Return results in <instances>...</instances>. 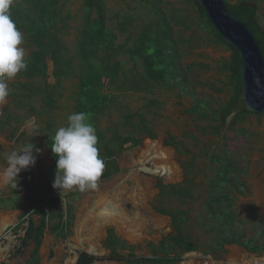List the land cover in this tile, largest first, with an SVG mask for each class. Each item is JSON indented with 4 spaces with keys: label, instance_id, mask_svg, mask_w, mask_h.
I'll return each mask as SVG.
<instances>
[{
    "label": "trees",
    "instance_id": "16d2710c",
    "mask_svg": "<svg viewBox=\"0 0 264 264\" xmlns=\"http://www.w3.org/2000/svg\"><path fill=\"white\" fill-rule=\"evenodd\" d=\"M68 0H13L10 8L11 17L15 21L17 28L23 33L24 49L28 67L26 71L17 74L16 83L10 85V94L6 98L9 105L0 114V134L7 132L9 140L14 139V133L18 128L13 123H18L19 115H15L11 110L20 112L30 110L31 116H49L56 108L57 100L62 96L63 82L70 77H74V70L77 72L78 81L77 92L73 106L74 112H85L89 115V122L94 126L99 117L109 109L115 96L104 93L107 88L115 91H141L145 90V84L160 85L165 90L178 89V96L186 95L192 100L191 108L186 112L190 116H195L207 124L205 127H198V136L212 135L222 139L221 132L225 125V118L234 107L240 92V81L237 74L238 58L231 48L226 46L218 37L212 25L207 21L206 14L198 8L196 0H188L195 8L196 26L201 32L196 35L197 30H193L186 38L183 34L175 32V28L180 27L185 32L189 27L184 21L176 20L173 15H166L162 6V0H145L146 6L151 10L154 21L146 23L143 29L135 37H130L122 45H115L116 35L106 28L105 8L103 0H81L84 15L82 17V27L78 31L75 43V54L69 55L62 42V34L69 29V21L72 16L68 10L64 9V2ZM264 0H238L233 6L225 4L231 11L237 14L258 43L264 55V31L259 25V6ZM92 12L94 15H92ZM126 31L124 24L119 27V32ZM131 40V45L127 42ZM224 47L230 52L227 60L218 66V72L227 74V84L229 87V97L216 105L213 109L208 106L207 101L197 99L196 87H204V83L196 81L195 72H191L195 64L183 67L180 63L185 49L191 52L202 46ZM120 54H128L131 59L141 62L143 77L136 73L126 74L121 63L115 61ZM114 58V60H113ZM76 59L77 63L73 64ZM47 60L52 63V77L54 83L47 82ZM207 66L200 67L207 70ZM199 69V70H200ZM104 80L107 84L104 85ZM40 83V84H38ZM210 90L221 93L220 89H215L208 84ZM39 97L40 103L36 108H32V99ZM38 110V113L36 112ZM139 117V124L134 131L137 136H117L113 134L109 140L104 136V132L96 130L98 137L97 147L99 155L105 162L102 176L99 180L109 179L118 172V167L113 160L116 154L122 153L125 149L138 146L141 139H155V135L146 130L145 119L142 114H132L127 116ZM250 117H255L258 121L260 117L252 113L242 111L232 120L228 131L234 127L245 123ZM47 119V118H46ZM10 130V132H9ZM57 129H53L50 120H46L44 128L40 129L44 147L51 154L50 166L44 174L42 184L46 194L43 195L33 205L32 214L38 216V221L33 222L29 212H23L18 218V224L9 228L16 232L19 226L26 223L24 235L20 239L17 252L32 244L29 259L31 264H41L38 250L41 245L42 236L46 229L57 236H66L71 219V211L68 209L62 212L58 206L62 204V199L57 196L52 183L55 178L56 157L51 152L53 137ZM245 134L244 130L238 131ZM25 136L21 133L14 144L27 145L29 142L38 147L36 140L32 136L19 140ZM186 136L196 145L199 137ZM130 144L129 147H125ZM162 144L173 148L178 156V164L182 170V181L178 185H163L160 181L155 184L158 190L157 201L161 205L168 196L181 201V204H188L191 196L198 191L199 185L195 183L199 174L203 175L201 192L203 215L197 214L190 217L188 210L171 209L168 207L153 206L154 212L167 216L170 219L172 234H169V243L164 240L158 247H150L152 258L124 257L120 250H130L131 248L113 235V230H107V237L103 245L109 251V261H121L125 264H177L181 262V256L190 252H196L199 245L195 244L191 238V224L198 228L199 233L208 236L205 244V255L218 259L219 253H225V247L235 245L248 253H264V224L255 223L250 225L252 218L245 217L239 219V215L233 210L236 200L234 193H238V188L244 189L245 183L241 181L243 167L236 162L233 154L229 151H221L219 147L214 149L204 147L199 157L204 159L203 167L197 165V155L192 154L182 140H175L171 137L162 141ZM182 156H189L187 162L181 161ZM0 157L3 152L0 151ZM6 165V163H5ZM203 172V173H202ZM19 178L26 185H33V171L29 168L19 174ZM10 196L3 197L0 192V210H15L21 205V197L18 188H10ZM73 195L69 193L68 196ZM67 196V197H68ZM256 220V219H255ZM49 224H51L49 226ZM253 226V235L249 236L247 229ZM161 257H157V253ZM94 257L80 252L74 264H92Z\"/></svg>",
    "mask_w": 264,
    "mask_h": 264
},
{
    "label": "rangeland",
    "instance_id": "374dc122",
    "mask_svg": "<svg viewBox=\"0 0 264 264\" xmlns=\"http://www.w3.org/2000/svg\"><path fill=\"white\" fill-rule=\"evenodd\" d=\"M226 1L229 6H233L238 0ZM103 2L106 28L116 35L115 45H122L130 37L137 36L146 23L153 22L155 19L151 10L146 6L145 0H103ZM162 6L168 17L173 15L179 21L187 19L186 25L189 30L184 32L182 28L177 27L174 29L176 33L183 34L188 38L191 31L197 30L196 35H201L196 26L195 8L188 0H162ZM64 9L69 11L72 20L69 21V29L62 34L61 38L69 55H74L76 38L83 23L84 12L81 0L65 1ZM258 13L259 25L264 31V1L261 2ZM92 15H94L93 12ZM121 24L126 27V31L123 33L119 32ZM127 45H131V40L127 42ZM182 51L184 55L180 60L181 65L187 67L192 63L195 64L191 72H195L196 81L204 83V87H196L195 89L198 94L197 99L207 101L208 106L214 109L218 103L225 101L230 94V89L226 86L227 74L217 71L219 64L229 58L230 52L224 47L210 45L198 47L191 52H186L185 49ZM27 52L28 50L25 49V54ZM115 61L121 63L126 74L136 73L138 76L143 77L141 62L131 59L128 54H120L115 58ZM75 63H77L76 59L73 61V64ZM202 66H207V70H201L200 67ZM47 67L46 79L48 83L52 84L54 83L52 77L53 66L49 60H47ZM74 73V77H70L63 82L62 96L57 100L56 108L49 116H39L38 114L31 116L30 110H21L20 112L11 110L15 115H19L18 123H13L18 128L14 133V139L9 140V138H6L7 132L0 134V151L3 152V157H0V169L6 167L7 155L12 151L18 152L23 147L20 142L18 145L14 144L15 139L21 133H24L25 136L19 140L32 136L38 147L42 149L40 155L37 156L35 166L31 167L33 185H26L19 178L17 188L21 197L20 207L15 210H0V230L3 227L2 225L6 227L3 232H0V264H31L29 254L33 248L32 244L21 249V252H17L20 239L24 235L26 223L21 224L16 232L8 229L18 224L17 218L23 212H29L33 222L38 221V216L32 214V209L35 202L46 194L44 188H42V180H44V174L50 165L51 159V154L44 147L39 130L44 128L47 119L50 120L53 129L66 126L67 117L73 113L75 93L77 92V72L74 70ZM7 83L10 89V85L16 83V78L7 81ZM106 84L105 81L104 85L106 86ZM208 84L213 85L215 89H220L221 93L210 90ZM107 92L115 96L114 101L94 125L96 129L104 132L107 140L113 134L136 137L137 134L134 129L139 124V117L127 118V116L134 113L143 115L146 121V130L154 134L155 139L143 137L138 146L131 148H128V145L125 146L128 149L113 157L118 172L114 173L109 179L98 181L97 188L100 189L110 183L120 184L123 188L117 196L113 194L114 188H110L109 196L110 199L114 198L116 200L118 207L128 219L129 226L108 223L102 227L101 231H98L97 255L93 256L94 261L92 264H125L121 261H109L107 259L109 251L105 249L103 243L109 229L113 230V235L116 238L131 248L130 250H120L121 255L124 257L131 255L138 258H152L153 254L150 247L157 248L161 241H169V234H174L170 228V219L154 212L153 206L188 210L190 217H195L197 214L203 215L201 210L203 199L201 192L204 190L201 186L202 174H199L195 180V183L199 185V189L191 196L188 204H181L180 200L171 195L161 205L157 201L158 190L154 186L158 181L165 186L178 185L182 181V170L178 164L177 154L173 148L162 144V141L169 137L182 140L191 153L197 155L198 167L204 165V159L199 157V153L204 147L211 150L219 147L221 151L231 152L236 162L243 167L241 181L245 183L244 189L238 188L239 192L233 194L236 198L233 210L239 215L240 220L244 216L252 218V221L249 222L250 225L255 223L264 224V116L260 117L259 121L255 117H250L245 123L237 125L231 131H228L230 125L228 127L224 126L221 132L222 139L212 135L198 136V127H205L208 123L197 119L195 116H190L186 112L191 108L192 100L184 94L178 96L179 92L176 88L165 90L160 85L148 82L145 84V90L141 91L121 92L109 91L105 88L104 93ZM39 103V97L33 98L32 108L37 109ZM8 105V100L0 104V114L3 108ZM36 112L38 113V110ZM240 130H244L245 134H239L238 131ZM184 135L187 137L197 135L199 142L195 145L190 138H184ZM150 143L156 144L159 151L166 154L165 159L156 158L151 160L149 156L150 161H147L144 147ZM188 158L189 156H182L180 160L187 162ZM155 163H157V166L165 164L164 166L168 168L172 178L168 179L161 175L147 174L141 170L142 167L153 169ZM132 179L139 183L141 181L149 183L150 194L144 196V198L142 196V200L144 199L142 206H139L133 197L134 193L139 194L138 192L141 189L139 190ZM10 190L9 186L0 184V192L3 197H9ZM92 191L93 189L79 191L74 188L60 196L59 191L54 190L57 196L62 199V204L58 206L60 211H67L69 204L71 211L70 225L66 236H57L50 232L49 228L46 229L38 250L41 264H74L80 252L91 251V247L86 240L95 234L97 229V225L95 227L93 223L88 222V216H90L88 212L92 207L91 201H96ZM69 193L73 195L68 196ZM254 229L253 226H249V229H247L249 236H255L253 235ZM190 230L192 241L199 245L198 250L183 254L181 256L182 261L177 264H264V253H248L235 245L226 246L225 253H219L218 259L214 260L211 256L203 253L206 249L205 244L208 241V236L199 233L198 228L193 224H191ZM161 256L162 254L158 252L157 257Z\"/></svg>",
    "mask_w": 264,
    "mask_h": 264
},
{
    "label": "clouds",
    "instance_id": "9594fccd",
    "mask_svg": "<svg viewBox=\"0 0 264 264\" xmlns=\"http://www.w3.org/2000/svg\"><path fill=\"white\" fill-rule=\"evenodd\" d=\"M12 4L13 0H0V104L10 94L7 81L28 67L22 46L23 33L11 17ZM97 143L96 130L85 112L70 114L66 126L56 130L51 145V152L57 158L52 188L58 190L60 196L74 188L85 191L97 187L105 167ZM41 151L29 142L20 151L7 155L6 167L0 169V184L16 190L19 174L35 166Z\"/></svg>",
    "mask_w": 264,
    "mask_h": 264
},
{
    "label": "water",
    "instance_id": "95a60500",
    "mask_svg": "<svg viewBox=\"0 0 264 264\" xmlns=\"http://www.w3.org/2000/svg\"><path fill=\"white\" fill-rule=\"evenodd\" d=\"M196 1L219 39L231 48L238 58L237 74L240 92L233 109L225 118L224 126L228 127L235 116L242 111L264 116V55L253 33L242 19L227 7L224 0ZM5 229L6 227L2 228L0 232ZM86 253L95 255L94 250Z\"/></svg>",
    "mask_w": 264,
    "mask_h": 264
},
{
    "label": "bare ground",
    "instance_id": "6f19581e",
    "mask_svg": "<svg viewBox=\"0 0 264 264\" xmlns=\"http://www.w3.org/2000/svg\"><path fill=\"white\" fill-rule=\"evenodd\" d=\"M144 150H145L144 153L147 154V161L148 162L150 161V158L152 160V159H156V158L157 159L158 158L159 159L160 158L165 159V157H166L165 153H162L159 151L156 144H151V143L146 144L144 147ZM154 154H155V156H153ZM149 156H150V158H149ZM164 165L157 166V163H155L153 169H147L146 167H142L141 170L147 174L161 175V176L167 177L168 179H171L172 177H171L170 171ZM133 181L138 186L139 190L141 189L140 192H138L139 194L134 193L133 197L135 198L136 202H138V205L142 206L144 204L143 203L144 199L142 200V196L144 198V196H147L150 194V190H149V186H148L149 183H147L146 181H141L140 183L136 182L135 180H133ZM110 188H114L113 194L116 196L118 193H121L123 190V188L120 186V184L116 185L115 183H110L108 185H104L101 189L96 187L92 191V193L95 195L94 199H96V201H93V202L91 201L92 207L90 208V211L88 212V215H90V216H88V222L93 223V225H95V227L97 225V227H96L97 229H96V233L91 235L86 240V242L90 245L91 250H94L95 255H97V250H96L97 245L96 244H97V241L99 238V232L98 231L99 230L101 231L102 227H104L108 223H111V224L118 223V224H120V226L126 225L125 227L129 226V224L127 222L128 219L125 217L123 211H121L120 208L118 207V203L116 202V200L114 198L110 199V196H109ZM2 226L4 227L5 225H2ZM130 228H131V225H130Z\"/></svg>",
    "mask_w": 264,
    "mask_h": 264
},
{
    "label": "flooded vegetation",
    "instance_id": "af4514ba",
    "mask_svg": "<svg viewBox=\"0 0 264 264\" xmlns=\"http://www.w3.org/2000/svg\"><path fill=\"white\" fill-rule=\"evenodd\" d=\"M47 71H48V67H47ZM105 81H106V80H104V82H105ZM4 108H5V107H4ZM4 108H3V109H4ZM106 111H107V110H106ZM106 111H105V112H106ZM105 112H104V114H105ZM1 113H2V112H1ZM50 160H51V159H50ZM49 166H50V165H49ZM105 240H106V238H105Z\"/></svg>",
    "mask_w": 264,
    "mask_h": 264
},
{
    "label": "crops",
    "instance_id": "0c3cea01",
    "mask_svg": "<svg viewBox=\"0 0 264 264\" xmlns=\"http://www.w3.org/2000/svg\"><path fill=\"white\" fill-rule=\"evenodd\" d=\"M105 241V240H104Z\"/></svg>",
    "mask_w": 264,
    "mask_h": 264
}]
</instances>
